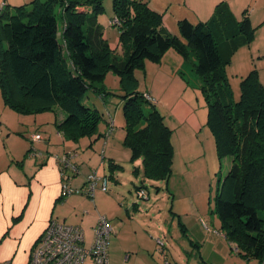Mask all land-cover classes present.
<instances>
[{"label":"trees","instance_id":"1","mask_svg":"<svg viewBox=\"0 0 264 264\" xmlns=\"http://www.w3.org/2000/svg\"><path fill=\"white\" fill-rule=\"evenodd\" d=\"M102 10L101 0H32L21 6L0 0L3 104L20 115L60 108L65 118L57 131L66 140L79 142L97 135L103 120L98 109L83 104L85 94L90 91L105 103L116 96L102 87L105 74L111 71L120 82L121 95L116 97L123 102V146L131 152V159H141L144 179L167 181L174 159L173 131L155 101H146L144 93L137 91L134 71L145 61L159 63L169 50L184 61L195 58L193 69L201 83L206 125L220 168L227 162L225 172L219 168L216 174L213 213L237 256L263 264L264 86L257 71L251 70L241 80L240 97L235 101L225 71L239 48L251 44L256 28L247 16L237 21L220 3L206 22L179 20L176 36L162 29L161 15L145 2L112 0L110 22L119 21L113 27L118 28L126 48L125 56L117 58L95 21ZM145 106L149 107L147 114ZM120 167L109 166L111 172ZM145 189L141 183L136 192L144 191L146 196ZM81 195L90 200L85 193Z\"/></svg>","mask_w":264,"mask_h":264},{"label":"rangeland","instance_id":"2","mask_svg":"<svg viewBox=\"0 0 264 264\" xmlns=\"http://www.w3.org/2000/svg\"><path fill=\"white\" fill-rule=\"evenodd\" d=\"M30 1L32 0H17L18 3L11 5L21 6ZM138 1L146 4L148 2V0ZM101 3L103 10L97 14L95 21L102 28L107 43L114 45L111 49L112 55L123 58L126 48L120 41L119 30L110 25V19L114 16L112 0H101ZM59 13L61 18L62 11ZM171 53L181 59L176 52ZM193 62H196L195 58ZM144 63V66L134 71L137 91L145 93L146 87L153 86L158 96L164 93L165 89L170 102L176 98L185 100L193 108L199 131L194 133L187 123L177 125L174 130H172L174 127L169 126L173 131L171 140L174 159L172 173L167 181L144 179L140 158H130L128 162L120 163L121 167L113 173L109 170L107 161L106 166L96 169L100 177L107 178L108 192L102 193L97 190L94 203L88 202V208L76 212L73 208L70 209L75 216L74 219L80 220L78 223L84 230L85 245L87 247L91 245L94 236L93 225L96 224L99 216H104L113 231L108 245L109 264H255L254 260L245 262L237 256L234 244L225 240L220 222L213 213L219 177L216 174L220 166L213 136L206 125L207 105L199 78L195 76V80L184 75L186 80H182L177 69L171 72L165 63H162V66L161 61ZM190 66L193 68L192 64ZM251 70L257 71L259 82L264 86V38L262 37L257 41L253 39L249 46L239 48L225 67L235 101L240 97L241 80ZM102 87L116 96L121 95L119 78L111 71L105 74ZM116 96L108 97L107 102L103 104L98 96L88 91L82 100L84 105L98 109L102 118L107 111L111 114L114 119L113 135L124 131L123 102ZM170 102L167 101L168 106ZM0 107H3L1 93ZM148 110L149 107L145 106L144 113L147 114ZM11 115L26 120L24 123L26 128L23 129L25 133L20 134L31 141L34 135L45 138L39 125L56 114L42 112L20 115L7 108L2 117L15 127L17 121ZM103 127L101 120L98 131L101 132ZM111 134L109 137L112 136ZM118 134L116 137H119ZM12 137L16 139L14 144L21 141L19 139H23L15 131ZM25 138L23 140L26 141ZM9 141L7 140V148L10 145ZM34 143L31 144L34 149L45 148V142L42 140ZM51 143H57V146L53 145V147L58 153L66 147L65 144L61 145L63 141H54L53 138ZM99 143V150L95 149L97 155L101 156L104 140ZM39 153L41 151L38 155ZM226 163L224 161L220 171L225 172ZM136 168L139 172L135 175L133 171ZM78 176L79 179L82 177L80 171L71 178L76 179ZM141 183L146 188V196L143 199H140L136 192V187Z\"/></svg>","mask_w":264,"mask_h":264},{"label":"crops","instance_id":"3","mask_svg":"<svg viewBox=\"0 0 264 264\" xmlns=\"http://www.w3.org/2000/svg\"><path fill=\"white\" fill-rule=\"evenodd\" d=\"M16 1L3 0L5 4L10 5L18 3ZM220 3L227 6L237 21H240L244 16L249 18L252 27L256 28L255 41L260 37L264 38V0H148L147 5L152 11L161 15L162 29L178 36L177 24L179 20L187 19L192 24L206 22ZM109 45L111 50L114 45ZM171 52L174 51L169 50L165 53L161 64L165 63L171 72L177 69L182 80H186L184 75L196 80L195 76L197 75L194 74V70L190 66L192 64L193 67V60L184 61L182 58L175 57ZM145 91L154 99V106L164 117L167 127H174L172 129L174 130L177 125L187 123L194 133L199 131L193 108L185 100L176 98L170 102L165 89L163 90L165 92L158 96L153 86L146 87ZM101 101L105 104L102 99ZM167 101L171 103L170 106ZM7 108L4 104L3 107H0V264H26L49 221L70 223L67 225L80 227L78 223L80 220L74 219L75 216L70 209L73 208L76 212L79 209L88 208V202H90L85 196L70 195L64 199L60 197L62 179L59 175V165L54 157L69 153L77 156L74 161L80 167L79 171L82 177L80 179L79 176L76 179L70 178L69 186L73 189H83L85 179L91 172L94 171L98 174L96 169L106 166L107 162L108 168L110 164L121 166L120 163L129 161L131 152L123 146L124 131V133H117L119 137H116L117 134L113 135V131L111 137H105L109 127L106 115L111 116L108 111L102 120L104 127L101 132L98 131L97 135L92 138L72 142L66 140L57 131L56 126L62 122L65 114L60 108H56V115L39 125L45 135V138L41 139L45 142V148L39 150V148L31 147V144H35L32 137L29 141L23 134H20L25 133L23 131L26 128L25 119L11 115L17 121V126L14 127L2 117ZM111 119L114 124L112 116ZM14 131L26 141L18 138L21 141L14 144L13 142L16 140L12 137ZM3 135L4 137H2ZM52 138L54 141H63L62 146L66 145L60 153L54 150L53 145L57 146V143H51ZM7 140H10L9 148H7ZM101 140H104V144H102L104 148L101 149V156H99L95 148L100 147ZM37 151H41V153L38 155ZM199 157H201V153H199ZM84 213L88 214V212ZM84 213L82 214L84 215Z\"/></svg>","mask_w":264,"mask_h":264},{"label":"built area","instance_id":"4","mask_svg":"<svg viewBox=\"0 0 264 264\" xmlns=\"http://www.w3.org/2000/svg\"><path fill=\"white\" fill-rule=\"evenodd\" d=\"M110 25L118 26L119 21L115 18ZM144 98L154 103L147 93H144ZM107 120L109 127L105 137H109L114 126L109 115ZM41 139L39 135L32 136L33 142ZM75 157L76 155L72 153L54 157L59 165V175L62 179L60 197L64 199L73 194L85 193L93 203L97 190L107 193V179L99 177L93 171L85 179V189L71 188L70 178L79 174V166L74 161ZM137 195L143 199L145 192L140 191ZM112 232L109 221L104 216H99L93 227L94 236L91 245L87 247L82 228L51 220L37 240L26 264H109L108 245Z\"/></svg>","mask_w":264,"mask_h":264},{"label":"water","instance_id":"5","mask_svg":"<svg viewBox=\"0 0 264 264\" xmlns=\"http://www.w3.org/2000/svg\"><path fill=\"white\" fill-rule=\"evenodd\" d=\"M264 264V263H263Z\"/></svg>","mask_w":264,"mask_h":264}]
</instances>
